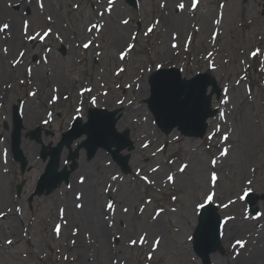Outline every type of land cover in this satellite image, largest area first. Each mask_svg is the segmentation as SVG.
<instances>
[{
  "label": "rangeland",
  "instance_id": "1",
  "mask_svg": "<svg viewBox=\"0 0 264 264\" xmlns=\"http://www.w3.org/2000/svg\"><path fill=\"white\" fill-rule=\"evenodd\" d=\"M18 1L0 6V28L8 25L0 31V264H203L192 237L206 203L218 206L225 234L211 264H264L235 258L226 236L240 223L248 247L264 228V0ZM169 67L187 78L207 71L223 88L202 138L164 133L145 102L150 75ZM54 96L66 110L45 127L53 144L89 107L118 110L116 127L134 144L122 151L130 171L106 150L88 159L81 148L69 183L29 202L47 161L21 136L23 172L8 131L40 120L45 110L33 108ZM65 151L60 164L71 170ZM245 191L255 193L256 213Z\"/></svg>",
  "mask_w": 264,
  "mask_h": 264
},
{
  "label": "water",
  "instance_id": "2",
  "mask_svg": "<svg viewBox=\"0 0 264 264\" xmlns=\"http://www.w3.org/2000/svg\"><path fill=\"white\" fill-rule=\"evenodd\" d=\"M131 5H137L136 0H127ZM63 52L65 50L63 49ZM150 96L145 99L149 110L154 116L157 126L166 134L174 129L182 135L202 138L205 136L209 126V118L214 117L218 109L213 107V95L221 98L222 87L217 84L216 78L209 72H199L194 76L183 77L181 70L177 67L159 68L149 77ZM211 91L209 92V88ZM118 110L91 107L88 110V120L83 122L78 117L69 130L63 134V139L58 146L50 151L42 152V158H51L45 171L38 179L35 192L30 196L31 202L34 195L50 194L57 189L63 181L69 183L71 172L77 167V158L81 148L87 151L88 159L94 157L99 149L109 151L124 172L130 171V153L123 154L124 149L131 150L134 144L130 138V132H123L116 127L119 116ZM86 135L79 147L73 151L72 143L75 139ZM39 137V136H38ZM13 154L20 161L21 170L24 172L28 166L27 157L20 148V131L13 135ZM66 144L70 149L69 158L72 159L71 170L67 167L59 170L61 152ZM22 186L18 185L21 191ZM253 213L258 211L254 204L257 202L255 193L247 194ZM222 218L217 205L207 203L201 207L198 223L193 233V249L200 256L203 264H211V253L224 249L221 244Z\"/></svg>",
  "mask_w": 264,
  "mask_h": 264
},
{
  "label": "bare ground",
  "instance_id": "3",
  "mask_svg": "<svg viewBox=\"0 0 264 264\" xmlns=\"http://www.w3.org/2000/svg\"><path fill=\"white\" fill-rule=\"evenodd\" d=\"M22 3L28 4L27 1H24ZM1 5H2V0H0V6ZM3 11H6V8ZM14 14H16V12H14ZM14 22H15V20H14ZM17 31H19V30L16 27V29L14 31V35L16 34ZM20 38H21V33H19V34L17 33L15 39L19 40ZM117 42H121V40L119 39V40H117ZM0 59L4 60V58L2 56H0ZM4 69H5V67H4ZM65 105H66V103L64 102L63 104L60 105V107L63 108ZM31 107H37V106L32 105ZM38 108H41V110H42L44 108L43 104L40 103L39 107H37L35 109L33 108V110L35 111ZM130 108H132V107H130V106L124 107V111H122V114L125 113V110L129 111ZM32 117H34V116H32ZM33 124H34L33 121L26 122V128L24 131L23 130L20 131V136H23V133L28 131L29 128H31L33 126ZM121 125H122V122L119 121L118 126L120 127ZM8 133L11 135L10 132H8ZM14 133H15V131H14ZM44 140L45 141H52L50 139V137H45ZM24 143H25V146L27 147L28 150L39 151L40 146L38 144L34 143L33 141L24 140ZM101 151H102V149H99L96 153L97 154L96 156L101 157V154H102V153H100ZM46 166H45V168H46ZM229 225H230V228L228 229V231H227L228 234L226 236H227V238L228 237L230 238V236H232L233 241L230 242V245H231L230 247H232L235 250V253H236L235 258L252 259L255 257H259V258H262V260L264 261V228L260 227V229H258L256 231L254 230V232L252 233V237H251L250 244L248 245V247L245 246L247 244H245L243 247H241L240 245H238L236 243V241L239 240V241L243 242L242 237H241V234L243 233L242 224L238 223L237 227H234V226L232 227L230 223H229ZM223 236L225 237V234H223V230H222V237Z\"/></svg>",
  "mask_w": 264,
  "mask_h": 264
},
{
  "label": "flooded vegetation",
  "instance_id": "4",
  "mask_svg": "<svg viewBox=\"0 0 264 264\" xmlns=\"http://www.w3.org/2000/svg\"><path fill=\"white\" fill-rule=\"evenodd\" d=\"M24 1H26V0H24ZM18 2L19 1L16 0V2L9 3V5L12 6V7H14V8H18V5H17ZM58 98L59 97H57V96L52 97V99L49 98L47 100V103L46 104L45 103L43 104V107H44L43 109L45 110L44 116L40 120L33 118V119H35V121L32 120L34 122L33 126L31 128H29L28 131H26L25 133H23V136H26V137L30 138V140L33 141L34 143L38 144L40 146V148H44V147L46 148L47 147V149H49L51 146H53L52 141H49L50 144H48V145L47 144H44V142H45L44 138L45 137H49L48 135H51V131H49V129H47L45 127L48 124L51 125V123H53V121L55 120L54 118L56 117L57 113L58 114L60 113V115L63 116L64 111L66 110V108H65L66 105L63 108H61V109L60 108L56 109L55 105L59 103V99ZM25 101L26 100H24V101L19 100V103L17 104L18 109L16 111L15 117L18 118V120H20V118L23 119V114H24L23 111H26V110H23V104H24ZM39 110H41V108H38L35 111H39ZM53 116H54V118H53ZM16 125H17V122H16V124L14 123V127H13L12 132H14L17 128H18V130L21 131V128H22L21 122H20V127H16ZM5 128L6 129H9V125H8L7 122H5L3 124V128L2 129H5ZM25 128H26V124L24 123V129L22 128V130L24 131ZM43 132L46 135H43V138H42ZM24 134H26V135H24ZM35 134H37L39 136V139H37L36 137H33ZM61 134H60V136H61Z\"/></svg>",
  "mask_w": 264,
  "mask_h": 264
},
{
  "label": "snow or ice",
  "instance_id": "5",
  "mask_svg": "<svg viewBox=\"0 0 264 264\" xmlns=\"http://www.w3.org/2000/svg\"><path fill=\"white\" fill-rule=\"evenodd\" d=\"M180 7L182 8L183 5H180ZM193 7H195V2L193 3ZM125 23H127V21H125ZM7 27H8L7 24L3 25V27L0 28V31H3L4 29H7ZM93 27H96V26L93 25ZM151 30H152V29H149V32H150ZM49 31H50V30H49ZM46 34H47V33H46ZM84 47L87 48V47H89V45H88V44H85ZM131 47H132V46L129 45V48H131ZM173 47H176V45L174 44ZM253 55H255V53H253ZM123 58H124V56H123V54H122L121 59H123ZM225 139H227V137H225ZM226 151H227V150H225V153H224V154H226ZM213 163H215V161H214ZM181 171H183V169H181ZM171 179H172V177L170 176V177H169V180H171ZM216 179H217V177H216L215 173H213V175H212V180H213V182H215ZM248 183L250 184L251 181H249ZM247 194H248V192L245 191V196H247ZM241 198L243 199V197H241ZM208 199L211 200L212 197L209 196ZM79 206H80V205H78V207H79ZM107 207H108V208H112L113 205H112L111 203H109V204L107 205ZM57 233L59 234V227H57ZM142 239H143V238H142ZM9 243H11V241H9ZM132 243L135 244L136 241H132ZM158 243H159V240L156 241V244H158ZM236 243H237L238 245H240L241 247L244 246V243H243L242 241H239V240H238V241H236Z\"/></svg>",
  "mask_w": 264,
  "mask_h": 264
}]
</instances>
